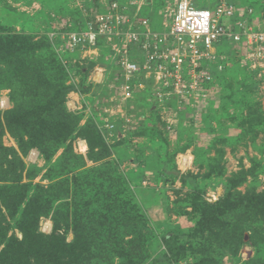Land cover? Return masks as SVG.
Masks as SVG:
<instances>
[{
    "label": "rangeland",
    "instance_id": "obj_1",
    "mask_svg": "<svg viewBox=\"0 0 264 264\" xmlns=\"http://www.w3.org/2000/svg\"><path fill=\"white\" fill-rule=\"evenodd\" d=\"M94 1L0 0V98L12 102L0 113V233L21 241L15 222L31 202L46 237L56 233L70 244L85 228L95 257L88 264H264V60L255 68L244 49L222 51L218 85L194 106L172 98L159 105L154 93L126 106L109 88L92 102L93 84L119 70L110 60L101 65L98 48L68 55L63 45L83 32V11ZM132 1L143 4L138 18L166 31L159 12L167 0ZM218 1L192 0L212 17ZM227 1L263 20L264 0ZM19 39L32 55L16 52ZM61 83L74 89L64 107L83 131L57 148L48 127L61 126L59 103L26 113L54 100ZM100 105L112 108L105 114ZM118 109L114 139L105 142L97 124ZM31 150L37 159L27 158Z\"/></svg>",
    "mask_w": 264,
    "mask_h": 264
},
{
    "label": "built area",
    "instance_id": "obj_2",
    "mask_svg": "<svg viewBox=\"0 0 264 264\" xmlns=\"http://www.w3.org/2000/svg\"><path fill=\"white\" fill-rule=\"evenodd\" d=\"M98 4L99 7L83 11V16L91 17L93 21L83 32L66 36L63 54L76 50L83 52L85 48L96 51L97 39H104L111 51L105 60H110L120 75L109 80L104 75L99 86L109 85L107 89L112 92L109 96L119 98L126 106L145 90V82L151 79L159 105L170 98L177 106H194L193 102L205 101L213 89L214 79L209 66L214 65L218 71L223 69L218 62L224 60L223 54L219 53L222 47L232 45L244 49L249 63L255 68L264 60V20H253L254 10L250 7L240 11L230 1L219 0L212 17L209 10L196 9L192 0H167L159 12L166 31L158 33L152 30L148 19L136 16L143 5L137 1L110 3L99 0ZM100 71L103 73L102 69ZM111 98L109 102H112ZM1 99L0 111L4 112L10 102L8 98ZM102 106L105 114L112 108ZM117 111L111 112L112 120L104 119L99 125L107 142L114 139L113 132L117 129L114 124L123 116L122 109ZM121 137L120 133L116 135L117 139ZM27 158L37 159L38 152L31 150Z\"/></svg>",
    "mask_w": 264,
    "mask_h": 264
},
{
    "label": "trees",
    "instance_id": "obj_3",
    "mask_svg": "<svg viewBox=\"0 0 264 264\" xmlns=\"http://www.w3.org/2000/svg\"><path fill=\"white\" fill-rule=\"evenodd\" d=\"M108 2H119V3H124L126 1H119V0H107ZM131 1V0H128ZM127 1V2H128ZM93 7H99L98 0L94 1V4H92L91 7H86L85 10H89V8ZM251 8V7H250ZM83 16V15H82ZM263 20L264 17L262 15H259ZM84 17V16H83ZM93 21L91 17H85L83 21H81V26L83 27L84 30L87 29L88 25ZM83 30V31H84ZM22 41L21 44L17 43L19 45L16 52H21V55L25 56H30L34 53V49H30L25 43V41ZM105 42L104 39L98 38L97 39V48L99 49V57L97 60H100V62H103V67H105V57L108 55L105 50L100 49L101 43ZM106 48L110 47L106 44ZM236 48L235 46H225L222 47V50L220 51L219 48V53L223 54L222 51L224 52L225 55H227L228 49H234ZM9 49V47H8ZM25 49L29 50V55L25 53ZM44 50V49H43ZM24 51V52H22ZM5 52V51H4ZM81 51L76 50L75 52L71 54H79ZM68 54V55H71ZM225 60L224 59L222 62L218 61L219 64L223 66V69L221 71L217 70V67H212L211 74L213 76V82L211 83V86L215 87L218 85V80L220 75L222 74L221 72H224L225 70ZM59 65H62V61L60 59ZM97 62V61H95ZM20 66V69L26 70V67ZM63 66V65H62ZM44 71L52 72L56 69H46L43 66ZM71 70V69H70ZM47 72V73H48ZM107 78V77H106ZM111 79V78H109ZM108 79V80H109ZM93 84V83H92ZM153 85V80H148L145 82V90L142 91L141 93L135 95L131 101H133L135 98H141L145 95L152 94L154 93V89L152 88ZM58 87L56 90V94L53 96V99L51 98L48 100L49 103L46 104V106H40L38 109L34 110H29L28 113L26 114H38L37 112L40 111V109H45L46 111H53L57 109L58 103L60 107H58L57 111V116L60 119V127L56 129L53 127L54 125L48 127L50 131L53 133L56 132L57 139L53 142V147L57 148H63L64 144L68 141L70 136H72L74 133L77 131H83V129H79V124L77 125H70L74 124V116L70 114L66 108L64 107V100L67 94L70 92H73L74 89H70L65 84H57ZM98 91H95L96 88L100 89ZM93 89H91V94L90 97L92 100L98 101L99 99H96L100 96H104L106 93H108L107 89V84L103 86H96L93 84ZM89 90H87L86 95ZM98 92V93H97ZM58 94H60V98H58ZM109 94V93H108ZM59 99V100H58ZM131 101H129L128 105L131 104ZM173 101H175L173 99ZM9 102H11V98L9 96ZM10 110V109H9ZM9 110H6L3 112V114L9 112ZM130 112V111H129ZM1 113V111H0ZM27 116V115H26ZM121 123V122H120ZM117 123V124H120ZM116 124V122H115ZM99 125H102V121L97 124V129L99 130L100 135L103 137V140L106 142ZM52 129V130H51ZM79 129V130H78ZM41 140L44 141L45 143L47 142V139L45 138V135L41 134ZM124 138V137H122ZM115 139V142H121L123 139ZM97 146H100V143H96ZM30 152V151H29ZM29 154V153H28ZM130 193V191L128 192ZM33 202V201H32ZM132 212L135 214L134 208L132 209ZM41 211L37 209V207L34 204H31V202L25 206L24 211H22L21 216L18 220L15 222V228L22 234V240L19 241L18 239L15 238H7L6 233H0V244L4 245V248L0 251V264H88L91 260H94L95 257L90 254V249L93 247L92 242L87 238V236H84L83 233H81V230H84L85 228L80 227V229H77L75 231V237L74 241L70 244L65 243L64 237H59L56 233L52 234L50 237H46L43 234L39 233L38 231V221L39 218L42 217ZM87 228V227H86ZM138 228L136 223L131 225V229ZM89 229V227H88ZM87 230V229H86ZM85 253H87V256Z\"/></svg>",
    "mask_w": 264,
    "mask_h": 264
},
{
    "label": "crops",
    "instance_id": "obj_4",
    "mask_svg": "<svg viewBox=\"0 0 264 264\" xmlns=\"http://www.w3.org/2000/svg\"><path fill=\"white\" fill-rule=\"evenodd\" d=\"M102 79H103V78H102ZM102 79L100 80V82H99V83H101V82H102ZM99 83H98V84H99ZM92 102H95V101H94V100H92ZM73 104H75V103H73Z\"/></svg>",
    "mask_w": 264,
    "mask_h": 264
},
{
    "label": "water",
    "instance_id": "obj_5",
    "mask_svg": "<svg viewBox=\"0 0 264 264\" xmlns=\"http://www.w3.org/2000/svg\"><path fill=\"white\" fill-rule=\"evenodd\" d=\"M95 28V27H94Z\"/></svg>",
    "mask_w": 264,
    "mask_h": 264
}]
</instances>
